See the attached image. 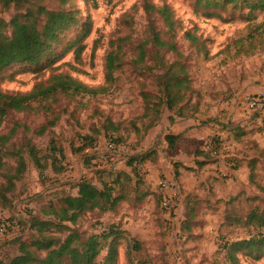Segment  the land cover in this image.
<instances>
[{"label":"rangeland","instance_id":"rangeland-1","mask_svg":"<svg viewBox=\"0 0 264 264\" xmlns=\"http://www.w3.org/2000/svg\"><path fill=\"white\" fill-rule=\"evenodd\" d=\"M257 2L233 0L206 8L196 0H33L6 7L0 0V33L6 36L13 19L36 18L42 26L41 8L68 12L76 21L49 43L38 63L1 70L0 93L25 94L58 74L104 89L96 96L58 93L24 112L9 111L0 121V137L9 138L0 141V187L15 174L17 154L26 163L8 195L9 206H0V217L12 225L5 228V236H11L0 237L3 259L17 252L5 240L35 237L30 221L53 220L49 212L59 209L68 186L87 179L125 197L111 211L86 212L68 224L82 240L118 232L101 241L97 264H229L224 244L248 235L247 229L229 225V216L243 218L254 208L264 213V114L246 102L264 98V9L254 8ZM161 6L172 14L171 30L156 11ZM84 27L89 35L76 57L78 46H67ZM154 34L177 53L154 45ZM140 48L145 50L141 61ZM109 54L116 57L111 81ZM175 78L186 81L174 89L168 111L162 84ZM168 116L179 123L174 153L163 141ZM216 136L222 138V151L232 154L226 168L218 158L210 163L204 144ZM137 154L150 155L129 164ZM37 160L46 166L42 172ZM56 236L63 240L66 234ZM231 253L238 264H264V256Z\"/></svg>","mask_w":264,"mask_h":264},{"label":"trees","instance_id":"trees-1","mask_svg":"<svg viewBox=\"0 0 264 264\" xmlns=\"http://www.w3.org/2000/svg\"><path fill=\"white\" fill-rule=\"evenodd\" d=\"M6 7L14 4L22 7L33 0H1ZM229 1L221 2L220 0H196V4L200 7H225ZM146 3V2H145ZM147 10L153 9V6L146 5ZM254 8L264 9V0H258L253 6ZM164 25L169 29H173L174 22L172 14L167 6H161L157 10ZM39 13L44 15L45 21L42 26L36 18L11 21L12 32L10 36L0 33V71L4 68L16 63H38L44 51L48 48L49 43L57 42L59 34L74 25L72 14L68 12L59 11L46 12L44 9H39ZM207 16H212L211 13H206ZM89 35V28L84 27L80 30L78 35L70 40L67 50L78 46L74 52L76 57H79L83 47L80 43ZM189 36V34H186ZM154 45L161 48H167L173 53H177L175 46L172 43H166L159 39L157 34L153 35ZM145 50L140 48L139 61L143 60ZM115 60L112 54L106 58V69L108 73V81L112 79V73L115 69ZM176 65V64H173ZM174 66H172L173 68ZM173 75V74H172ZM186 80H178L176 78L173 82L166 80L162 84V93L165 97V103L168 111L173 108V91L177 86H181ZM104 91L101 89H90L85 85L74 80L66 74H58L52 76L45 84L40 83L35 85L32 90L25 94H3L0 93V121L9 111L24 112L30 108L35 101H44L54 95L61 93L70 96L91 95L96 96ZM147 100V96H143ZM146 106V111H147ZM157 118H158V111ZM171 115V114H170ZM168 116V121L173 124L174 121ZM160 120V119H159ZM114 128V127H112ZM116 129V128H115ZM45 130L43 126L39 132L41 134ZM244 132L237 134L234 139H239ZM8 137H0L1 142H6ZM212 139V144L209 147L208 155L212 158L210 163L215 162V158L220 155L221 145L219 138ZM178 136L172 133L164 137L167 145V150L173 151L176 148V141ZM112 142V141H110ZM113 143V142H112ZM114 144V143H113ZM115 145V144H114ZM213 148V149H212ZM32 157H36L33 148L30 149ZM151 154V153H150ZM150 154L134 155L129 164L143 163ZM18 156V166L15 174L7 175L4 184L0 187V206L7 207L10 204L8 195L13 192L15 182L18 181L25 172V159L20 154ZM237 165V161L235 160ZM38 169L42 172L46 166L40 165L36 161ZM133 165V164H132ZM203 165V164H200ZM1 167V160H0ZM135 169V168H134ZM60 173V171H55ZM178 174L176 173V176ZM250 180L252 179L250 173ZM72 190H76L75 195ZM124 196H114L113 190L110 186L103 184L99 189L87 179H80L64 191V196L61 197V206L58 210L53 209L49 212V216L53 220H41L33 218L29 224V229L33 234H36L30 240L21 239V234L9 238L4 241L5 244L15 245L16 254L5 260L1 257L2 243L0 245V264H97L96 260L100 253L101 241L109 238L111 235L117 236V231H110L109 234L92 235L85 240L81 239L77 231L72 230L68 224H75L81 215L86 212L102 211L107 212L113 210L116 205L123 201ZM229 225H235L248 230L247 238L239 240L235 243L224 244L223 249L226 252L229 264H238L237 259L231 253L233 250L237 252H244L250 258H258L264 256V213L258 208L252 209L245 217L229 216ZM55 233V234H54ZM58 235L66 234L63 240H60ZM134 249L138 250L137 243ZM131 264V262H129Z\"/></svg>","mask_w":264,"mask_h":264},{"label":"built area","instance_id":"built-area-1","mask_svg":"<svg viewBox=\"0 0 264 264\" xmlns=\"http://www.w3.org/2000/svg\"><path fill=\"white\" fill-rule=\"evenodd\" d=\"M246 102L251 106V108L255 109V111H257L258 113L260 114H264V98H251V97H247L246 98ZM112 143V142H111ZM109 143L107 146H108V149L110 151H113L114 149H116V146L112 143ZM103 158V156H102ZM113 166L109 167V170H113ZM5 228L10 230V228H12V225L9 226L7 223H6V220L2 217H0V237H10L11 234L9 236H5L6 233H5ZM2 233H4L2 235Z\"/></svg>","mask_w":264,"mask_h":264},{"label":"crops","instance_id":"crops-1","mask_svg":"<svg viewBox=\"0 0 264 264\" xmlns=\"http://www.w3.org/2000/svg\"><path fill=\"white\" fill-rule=\"evenodd\" d=\"M188 121V120H187ZM177 124H179L178 122H174L173 124H170L169 123V129H166V131H165V134L163 135V141H164V137L167 135V134H169V133H172V134H174V135H180V132L179 131H176V130H174V128H175V126H177ZM191 130H192V128H191ZM220 132V130L219 129H217L216 130V134L215 135H217L218 133ZM219 135V134H218ZM213 137H215V136H213ZM217 138H219V140L222 142V138H220L219 136H216V139ZM179 139V138H178ZM211 139H208V138H206V141H205V145L206 146H208V148L210 147V144H208V141H210ZM178 141V140H177ZM176 141V142H177ZM165 142V141H164ZM166 144V143H165ZM208 144V145H207ZM221 145V144H220ZM166 150H167V145H166ZM168 151H170V150H168ZM177 152L178 150H177V143H176V148L173 150V151H171V152ZM232 156V154H226V153H224L223 151H222V148H221V151H220V155L217 157L218 159H219V162H220V164L221 165H223L224 167L223 168H226V162L228 161L227 159H229V157H231ZM220 157V158H219ZM228 157V158H227ZM229 162V161H228ZM232 164L234 165V166H236V163L234 162H232ZM74 191V192H73ZM72 192V194H74L75 195V193H76V190H72L71 191Z\"/></svg>","mask_w":264,"mask_h":264}]
</instances>
